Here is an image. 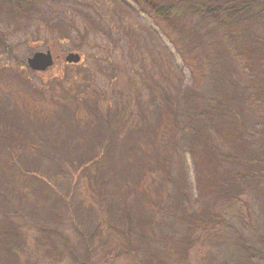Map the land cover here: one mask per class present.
I'll return each instance as SVG.
<instances>
[{
    "label": "rangeland",
    "instance_id": "obj_1",
    "mask_svg": "<svg viewBox=\"0 0 264 264\" xmlns=\"http://www.w3.org/2000/svg\"><path fill=\"white\" fill-rule=\"evenodd\" d=\"M197 219L187 264H264V0H0V264H181Z\"/></svg>",
    "mask_w": 264,
    "mask_h": 264
},
{
    "label": "trees",
    "instance_id": "obj_2",
    "mask_svg": "<svg viewBox=\"0 0 264 264\" xmlns=\"http://www.w3.org/2000/svg\"><path fill=\"white\" fill-rule=\"evenodd\" d=\"M25 65L27 66L26 61H25ZM149 159L150 160L153 159L155 161H158V157H157L156 152L152 153V156H150ZM208 160L209 159H207V161ZM211 223H213V221H209L207 223L206 221H204L202 219H197V220L193 221V225L191 227V234H193L194 237L192 239H189L190 241L188 243L190 244V246H188V249L186 250L185 254L183 255L181 264H187V262L189 261L188 258L190 257V255H192L191 250H189L191 248V245H193L194 242H197L200 240L201 234H203V232L208 231V227L211 226L208 224H211ZM108 236H109V241H108L107 245H109L112 248H117L122 241L121 236L115 232H111V234H108Z\"/></svg>",
    "mask_w": 264,
    "mask_h": 264
},
{
    "label": "water",
    "instance_id": "obj_3",
    "mask_svg": "<svg viewBox=\"0 0 264 264\" xmlns=\"http://www.w3.org/2000/svg\"><path fill=\"white\" fill-rule=\"evenodd\" d=\"M69 62H77L80 60V55L77 53H70L66 56ZM28 66L32 69L44 71L53 64V57L50 51L36 52L32 57L27 59Z\"/></svg>",
    "mask_w": 264,
    "mask_h": 264
}]
</instances>
